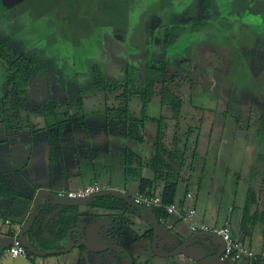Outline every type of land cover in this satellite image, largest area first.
<instances>
[{"label": "rangeland", "instance_id": "374dc122", "mask_svg": "<svg viewBox=\"0 0 264 264\" xmlns=\"http://www.w3.org/2000/svg\"><path fill=\"white\" fill-rule=\"evenodd\" d=\"M96 1L0 0V42L18 53H35L47 64L46 73L30 80L21 107L15 106L12 88L5 82V63L0 61V174L6 173V136L8 139L23 137L31 144L30 164L24 174L13 180L29 178L31 170L39 185H48L52 177L53 190L58 186L96 182L103 190L108 184L112 188L121 185L120 190L131 196L137 183L124 180L123 171L118 168V151L107 150L98 133L105 126V108L115 104V96L124 90V85L117 90H112L111 86H121L128 80L126 72L133 70L132 85L137 93L130 96L129 112L139 117L142 104L138 92L144 89L146 66H165L168 76L175 75V83L179 85L183 100L180 119L174 122L167 111L163 112L157 98L147 105V117L167 119L166 144L174 143V135L179 138L175 148L179 154L183 153L186 166L182 173L190 172L188 166L193 153L201 156L208 150L200 165L191 164L195 171L190 182L177 179L176 196H181L185 190L191 192L193 199L198 198L197 209L202 214L197 212L199 219L204 218L209 226L229 225L239 240L242 208L251 186L246 176L243 177L244 149L245 145H253L264 115V0H210L209 9H204L202 0H133L127 39L122 41H117L107 29L89 27L86 21L90 11H96ZM65 7L73 9L72 15ZM168 34L176 37L168 40ZM158 91L159 85L156 97ZM49 103L57 115L51 114L52 110L47 108ZM58 122L62 123L63 132L54 147H58L59 153L51 160L44 133L48 131L55 136ZM30 124L37 127L36 133L29 130ZM149 125L152 131L148 132ZM155 127V123L147 120L139 130L151 144ZM189 130L191 135H187ZM119 136L124 137L123 133ZM132 141V138L121 140V145L132 152L137 148L136 141ZM94 151L99 152L97 161ZM108 153L110 173L106 161ZM70 157L77 159L80 175L63 174V161ZM252 184L257 185L258 180ZM35 190L31 187L27 192L32 194ZM257 192L262 201L264 192L259 189ZM20 201L0 196L1 223L4 217L19 222L22 213L17 205ZM190 201L186 210L193 204ZM127 206L126 211L120 213L133 211ZM120 213L103 215L118 217ZM123 219L129 222L127 217ZM180 224L187 229L186 223ZM151 228L150 225L148 229ZM6 230L3 227V231ZM144 230L136 228L139 234ZM174 230L168 231L174 236L172 246H176L178 240ZM260 231L261 226H257L250 239L255 250L264 249ZM123 234L126 233L122 229L106 225L96 233L94 241L138 246L135 243L128 246L126 242H132L133 238ZM248 241L246 239L245 243ZM147 247H151L149 240ZM156 247L162 251L159 243ZM132 252L134 259H144L137 248ZM148 256L154 264L173 262L172 258L164 260L154 256L151 250ZM119 258L127 264L126 257L112 249L99 253L85 250L81 254L73 248L66 253L25 260L14 258L0 248V264H107Z\"/></svg>", "mask_w": 264, "mask_h": 264}, {"label": "trees", "instance_id": "16d2710c", "mask_svg": "<svg viewBox=\"0 0 264 264\" xmlns=\"http://www.w3.org/2000/svg\"><path fill=\"white\" fill-rule=\"evenodd\" d=\"M69 2H71V0H69ZM202 2L204 9H209L210 0H202ZM96 4V11H90L91 15H89L90 17L86 21L90 23L88 24L89 27L92 30L101 28L107 29L117 41L126 40L128 21L132 11L133 0H97ZM66 9L70 14L73 13L71 7L70 9ZM99 13L101 15H99ZM173 37V34H169L168 40H171ZM0 61L5 63V82L12 88L15 106L22 107L25 102L24 100L27 94L26 90L29 86L30 80L46 73L47 64L35 53H18L7 48L5 42H0ZM94 71L97 73L98 68L95 67ZM130 72L131 73H129V71L126 72L125 78H128V80L126 79L127 81L125 80L121 86H111L112 90H117L124 85V90L115 96V104L113 103L105 108L106 127L109 131L115 133H118L119 129L121 130L118 135L123 133L124 137L119 138L120 142L121 140L126 141L128 138H132L133 141L136 142H142L143 138L137 136V134L143 127L144 122L151 120L156 124L153 143L154 158L151 162V166L154 168L153 178L144 179L142 177V164L135 159L133 152H129L128 148L125 147L123 168L124 180L126 182L136 181L139 185L140 192H146L152 195H158L154 193L152 189L161 184L163 187L160 197L162 198V202L168 205L175 201L177 192V184L169 181V162L176 159L175 141L177 142V137L174 135V143L166 144L165 137L168 132L167 119L163 117L158 119L147 117L146 108L151 101L157 98V101L164 112L167 111L168 114H170L171 119L174 122H178L183 108V100L179 93V85L175 83V75L168 76V71L165 66L158 67L156 65H147L145 69L144 89L140 93L138 92L142 104L141 115L139 117H134L129 112V100L130 96L137 93V91L135 86L132 85L134 81V72L132 69ZM130 85H132L131 88ZM157 85H159V91L158 96L156 97L155 90ZM47 108L52 110V103H49ZM51 114L53 116L57 115L54 110L51 111ZM62 132L63 125L61 122H58L56 124L57 134L55 136L48 134V131L44 133L45 140L50 145L51 149H54V147L57 146ZM259 133L262 136L261 138H264V115L261 116ZM187 135H191V130L188 131ZM186 139L188 140V137ZM50 154H52V151ZM256 173H254L253 178L260 175V173ZM8 178V174H0V195L12 198L22 197L24 194L17 192L15 186L8 182ZM259 185L260 187H254L251 184V186L248 187L239 224V231L241 234L239 241L245 243V240L248 239L249 247H251L250 239H252L257 226H261L260 233L261 236L264 237V198L260 201L259 193L257 192L258 189L260 192H264V177L261 178ZM262 185L263 187H261ZM128 198H130V196H128ZM33 202L34 201H32V203ZM89 203L92 207L110 211H124L128 208L121 198L113 195L97 196L92 198ZM54 205L58 210L57 220L54 222V229L47 231V237L44 240L41 239L42 234L36 229V223L38 222L37 217L25 234L27 242L40 251L63 249L65 247L67 231L72 227H79L77 206L70 207L65 205ZM132 209L140 211L149 218V215L139 208ZM150 210L156 218L163 215V210L161 208ZM42 212L43 207L39 205L37 213L40 214ZM77 235V232L71 234L73 240ZM145 238L151 241L152 228L145 233ZM59 243H61V245ZM78 247L81 251L85 250L83 245H79ZM107 264L125 263L119 258ZM133 264H135V261Z\"/></svg>", "mask_w": 264, "mask_h": 264}, {"label": "crops", "instance_id": "0c3cea01", "mask_svg": "<svg viewBox=\"0 0 264 264\" xmlns=\"http://www.w3.org/2000/svg\"><path fill=\"white\" fill-rule=\"evenodd\" d=\"M49 5H51V4H49ZM65 11H67L66 7H65ZM159 108L164 112V110L160 107V105H159ZM150 116L153 117L152 115H150ZM106 124H107V122L105 119V126H103L102 129L100 130V133H98L100 135L99 139L102 141V143L107 148V150L114 148L115 150L118 151V156L120 158L118 168L122 172L123 168H124V146L121 145V142L119 140V138L121 136H119L118 133L109 131L106 127ZM30 127H32V128H30L29 130L33 129L35 133L37 132V130H38L37 127H35L32 124H30ZM151 128H152V126L149 125V129L147 131L149 132V130ZM259 128H260V124H259ZM151 131H152V129H151ZM138 136L142 137L143 141L142 142L132 141V142L136 143V145H137V148L135 150L133 149L132 152L135 156V159L142 164V168H141L142 177L144 179H152L153 175H154V168L151 166V162L154 158V151H153V145H152L153 141L151 144L149 139H147L146 136L141 132L140 133L138 132ZM261 137L262 136L258 130L255 133V136L253 137V139H254V142L252 143L253 145H251V146L245 145V149H244L245 155H244V176L243 177L246 176L248 182L251 184L253 181L257 182V180H258V184L254 185L255 187H260L259 182L261 181V178L264 175V147H263L264 138H261ZM177 139H179V138L177 137ZM5 141H6V145H7L6 146L7 147V159L4 163V164H6L5 165V169H6L5 174L9 175L8 182L13 184L17 190H21L22 191L21 193L24 194L22 197L15 198L17 200H21L20 201L21 203H19L17 205L19 208V211L22 213L19 222H15L12 219H10L9 217H4L2 220V223L0 222V248L7 250V247L9 246L12 237L15 235L18 236L21 229L26 225L28 218H29V215H30V212H31V209L34 205V202L32 203V201H34L35 196L39 191L49 190L53 194L56 195V193L58 191H61V190L78 191V190L82 189L83 187H85L88 184H91L93 182L88 183V184H83V183L76 184V185L71 184L70 187L66 186L65 188L58 186L57 189L53 190L52 188H53L54 184L52 181V177L47 182L48 185H41V184L39 185L37 182V179L34 177L31 170H30L31 175L29 178H24L23 181H19V182L16 180H13L16 177L24 174V172L26 171V169L29 166L31 155H32V149H30L31 144H29V142H27V140H24L23 137L17 138V139L16 138L15 139H8V136H6ZM50 149H51V147H50ZM51 151H52V154H50V159L52 160L53 156H55L59 153V149L57 147V148L51 149ZM149 151H150V156H148ZM175 151H176V159L171 160L169 162V165H170L169 181L177 184V179L182 178L183 180H186V182L188 183L191 181L192 173L195 171V166H193L191 164L194 163V164L200 165V163H202V161L205 160V155L208 153V150L207 149L204 150L203 154L201 155L202 157L200 156V153H197V154L193 153L192 154L191 164H190V166H188V168L190 169L189 170L190 172L186 173V174L182 173L183 167L186 166L184 158H183V153L179 154L178 153L179 150L177 148H175ZM109 155L110 154L108 153L107 154L108 159L106 160L108 162L107 163L108 173H110L112 170L111 165L109 163L110 162ZM93 157H94V160L97 161L99 158V152L94 151ZM63 171H64L63 174H65V175L68 173L69 174L73 173V175H80L81 172H80V168L78 166L77 159L72 158V157L65 158L63 161ZM256 172L262 174V176L259 177V175H257L253 178L254 173H256ZM180 176H182V177H180ZM134 182H136V181H134ZM22 187L24 190L22 189ZM31 187L36 189L35 192L32 194L29 191L27 192V190ZM117 187L118 188H116V186H115V188H112V185L108 184V187H106V189L118 191V192L124 194L120 190V189H122V186L118 185ZM162 187L163 186L160 184V185L156 186V188L152 189V191L154 193L160 195V193L162 192ZM261 187H263V185ZM137 191H139L138 183H137L136 190H134V192H132L131 195H133ZM187 194L190 195L189 198L186 196ZM124 195L126 197L129 196L126 194H124ZM3 197H6V196H3ZM193 198H194V195L191 192H189L188 190H185L184 194H182L181 196H179V197L176 196L174 202L180 206L179 213L172 214L167 218L166 222H167L168 226L161 225L159 223L160 226H163L162 229H160V227H159V234H158V240H157V244L159 243L162 246V251H160V252L166 253V252L173 251L176 247L181 245L183 243V241L188 236L192 235V233L188 229V226L186 229L185 226H182L180 224V223H182L184 225V223H185L182 220L181 215L185 212L186 208L189 207V205L187 203L191 202L190 200H192V203H193L191 208L194 209L196 212V219L200 223L206 224L204 221V218L202 220H200L199 216H197V212H200V215H202V214H201V211L197 209L198 198H196V197H195V199H193ZM54 204H56V203H54L47 196H42L40 198V205L43 207V212L40 214L37 213V215H36V217L38 218V222L36 223L37 224L36 229L41 232V234H42L41 239H43V240L47 237V231L54 229V222H56V220H57L58 210L54 207L55 206ZM77 207H78V225H79L78 228H80L84 232H87L91 226H93L95 223H99L100 228L96 231V233L99 230L104 229L106 227V225H109L111 228L114 227V228H118L119 230L122 229L126 233L123 235H130L133 238L132 242L127 241L128 243L126 242V244L128 246L130 245L129 243H135L138 245V246L133 245L132 247H124L121 245L131 255V257L133 259V263L135 261V264H154L151 262V258L148 256V251L151 250V247H147L148 239L145 238V233H147L150 230V229H148V227L150 225L152 226L150 218L145 216L140 211H135V210H133L132 212H129V213H125V214H128L127 216H125L124 212L122 214V213H120V211H110V210L92 207L89 202L84 204V205H79ZM115 212L120 213L122 215L118 216V217H116V216L109 217V216L103 215V214H106V215L107 214H113ZM124 217H127V219L129 220L128 223L123 219ZM118 218H121L120 221L118 220ZM6 221H8L9 224L6 223ZM206 225H208V224H206ZM210 226H215V225H210ZM3 227H6L7 230L3 231ZM138 227L145 229L144 232H142L140 234H139L140 231L136 232V228H138ZM175 228H176V230H174ZM173 230L176 232L175 233L176 238H178V240L176 241V246H172L174 236L170 235L168 232V231H173ZM96 233L87 240V243L89 245H91L92 247H98L99 245L104 244V243H97L94 241ZM233 234H234V232H233ZM253 235H254V233H253ZM202 239L205 240L206 242L205 241L202 242ZM23 241H27V237L23 238ZM59 244L61 245V243H59ZM78 244H79V235H77L74 239L73 248H77V250L82 254V252H84L85 250L81 251L78 247L79 246ZM216 245H217L216 241L209 243L208 239H206V238H203V237L197 238L192 244L189 245L186 252L176 254L172 257H169V258H172V260H173V262L171 264H197L200 260H202L206 256L216 252L218 250V247ZM66 246L67 245L65 242V247ZM167 247H173V248L168 249ZM134 248H137V251L139 252V254L142 253L144 255V259H142V261H140V259L139 260L134 259L133 255H132V254H134L132 252V249H134ZM166 248H167V250H165ZM250 248H253V240H252ZM260 249H263V248H256V250H260ZM157 250H158V248H157ZM197 251H199L200 253L197 254L196 253ZM200 254H202V255H200ZM199 256H201V257L198 258ZM169 258H162V259L167 260ZM224 263H226V262H224ZM164 264H168V263H164Z\"/></svg>", "mask_w": 264, "mask_h": 264}, {"label": "built area", "instance_id": "2783aa9c", "mask_svg": "<svg viewBox=\"0 0 264 264\" xmlns=\"http://www.w3.org/2000/svg\"><path fill=\"white\" fill-rule=\"evenodd\" d=\"M106 190L101 189L96 182H93L78 191H58L56 196L62 201L73 202L86 199ZM186 196L188 198L190 197L189 194ZM129 199L137 207H145L148 209L161 208L163 210V215L157 218V221L165 226H168L166 222L167 218L172 214L179 213L180 210V206L175 202L168 205L164 204L160 195H152L146 192L137 191L131 195ZM195 216V210L190 208L185 210L181 215V218L188 225L189 231L192 234L209 233L221 238L224 243V249L219 258L220 261L232 262L234 264H254L259 259L264 258V249L254 250L253 248H250L248 244L240 242L234 236L232 229L228 225L220 227L209 226L200 223ZM6 223L9 224L8 221H6ZM7 252H9L14 258L20 257L25 260H31L33 258L24 246L23 241L19 239L17 235L12 237L9 246L7 247Z\"/></svg>", "mask_w": 264, "mask_h": 264}, {"label": "water", "instance_id": "95a60500", "mask_svg": "<svg viewBox=\"0 0 264 264\" xmlns=\"http://www.w3.org/2000/svg\"><path fill=\"white\" fill-rule=\"evenodd\" d=\"M106 195H113L116 197L121 198L127 205H129L131 208H139L140 210L146 212L149 215V218L151 220L152 223V239H151V250L153 252V254L156 257L159 258H169L172 257L176 254H180V253H184L187 251L188 247L190 244H192L197 238L203 237L206 239H209L208 242H214L216 241L217 243V247L218 250L208 256H206L205 258H203L202 260H200L197 264H219L222 261H220V256L223 252L224 249V243L221 240L220 237L209 234V233H195L192 234L190 236H188L181 245H179L178 247H176L173 251L170 252H160L157 250L156 248V243L158 240V234H159V223L157 221V218L155 217V215L153 214V212L145 207H137L135 206L128 197H126L124 194L118 192V191H114V190H106V191H102L100 193H97L95 195H92L91 197H88L86 199L80 200V201H73V202H66V201H62L61 199H59L55 194H53L51 191L49 190H41L39 191L34 199V205L31 209L28 221L26 223V225L21 229V231L19 232L18 238L21 239L23 241V238H25V234L28 231V229L31 227L36 215H37V211H38V207L40 205V198L42 196H47L49 197L54 203L58 204V205H65V206H70V207H76L79 205H84L88 202H90V200L94 197L97 196H106ZM100 228L99 223H95L93 226H91L89 228V230L87 232H84L83 230H81L80 228H70L67 233H66V247L63 249H53V250H46V251H39L38 249H36L35 247H33L31 244H29L27 241H23L24 246L26 247V249L30 252L31 255L35 256V257H44V256H49V255H54V254H62V253H66L69 252L73 246H74V240L71 237V234L73 232H77L79 235V244L78 245H83L85 247V250H87L88 252L91 253H99V252H104L106 250H115L118 251L120 253L123 254V256L126 257L127 260V264H133V259L131 257V255L126 251V249H124L121 245L118 244H103V245H99L98 247H92L91 245H89L87 243V240L93 236L96 231Z\"/></svg>", "mask_w": 264, "mask_h": 264}, {"label": "flooded vegetation", "instance_id": "af4514ba", "mask_svg": "<svg viewBox=\"0 0 264 264\" xmlns=\"http://www.w3.org/2000/svg\"><path fill=\"white\" fill-rule=\"evenodd\" d=\"M53 250V249H52ZM40 251V250H39ZM115 261V260H114ZM254 264H264V258L259 259L258 261H256Z\"/></svg>", "mask_w": 264, "mask_h": 264}]
</instances>
